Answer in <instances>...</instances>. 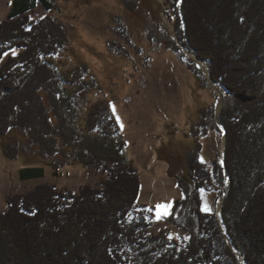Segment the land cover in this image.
I'll return each mask as SVG.
<instances>
[{
  "label": "trees",
  "instance_id": "16d2710c",
  "mask_svg": "<svg viewBox=\"0 0 264 264\" xmlns=\"http://www.w3.org/2000/svg\"><path fill=\"white\" fill-rule=\"evenodd\" d=\"M58 1L76 0H13L0 23L3 154L11 162L40 159L41 166L20 171L23 180L43 178L44 166L59 175L77 164L104 177L78 192L43 183L8 194L0 213V264H241L216 214L203 212L198 196V234L186 245L164 230L151 233L155 215L138 203L141 178L108 100L91 104L97 84L86 80L88 69L64 70L57 62L70 45L69 27L53 15H29L39 5L51 13ZM126 4L137 8L136 0ZM166 6L180 45L207 64L230 98L218 116L226 130V166L216 160L210 169L198 142L187 156L190 176L198 190L224 194L221 215L235 248L247 264H264V0H167ZM181 46L172 40L167 49L208 86ZM149 59L144 56L146 66ZM211 110H201L196 138L209 135ZM184 204L178 201L174 213Z\"/></svg>",
  "mask_w": 264,
  "mask_h": 264
},
{
  "label": "rangeland",
  "instance_id": "374dc122",
  "mask_svg": "<svg viewBox=\"0 0 264 264\" xmlns=\"http://www.w3.org/2000/svg\"><path fill=\"white\" fill-rule=\"evenodd\" d=\"M12 1L0 0V23L7 19ZM166 1L136 0L134 11L127 8L126 0H92L90 4L58 1L51 13L39 5L29 15L33 19L53 15L69 27L70 45L57 62L64 70L74 66L88 69L86 80L97 84L89 92L90 103L108 100L126 143V155L141 178L138 203L155 215L151 233L164 230L172 241L184 246L198 234L194 212L197 196L203 212L207 206L210 213L221 214L223 195L219 189L195 187L187 156L199 142L203 163L210 169L216 160L223 165L226 137L218 116L230 98L218 85L217 89L211 86L204 70L208 86L167 49L178 37ZM144 56L150 58L149 66ZM202 64L207 68L205 62ZM64 86L75 91L71 85ZM203 109H212L213 121L206 119L211 131L207 137L196 138L193 129L199 128ZM34 160L28 164L24 158L11 162L3 154L0 139V213L7 209L8 194L26 193L43 183L78 192L85 184L96 186L104 177L77 164L64 167L59 175L44 166L43 178L21 179L24 167L41 166L38 157ZM178 201L185 204L174 213ZM157 205H169V214L158 218Z\"/></svg>",
  "mask_w": 264,
  "mask_h": 264
},
{
  "label": "water",
  "instance_id": "95a60500",
  "mask_svg": "<svg viewBox=\"0 0 264 264\" xmlns=\"http://www.w3.org/2000/svg\"><path fill=\"white\" fill-rule=\"evenodd\" d=\"M176 41L178 42V45L181 46L180 43H179V40H178L177 38H176ZM181 48L184 50V52H185L186 54H188L192 59H194L195 61H197V62L200 64V67H201L202 70H204L205 74L207 75V79H208V81L210 82L211 86H212L214 89H217V88H216L217 84H216V83L212 80V78L210 77L209 72H208V69L205 68V66L202 64V63H204V62H202V60H200L198 57H196V55H194L193 53H191L190 50L188 51V49H185L183 46H181ZM220 126H221V128L223 129V131H224V135H225V137H226V130H225V128H224L221 124H220ZM225 141H226V140H225ZM223 157H224V158H223V165H224V167H225V166H226V165H225V150H224V153H223ZM227 179H228V181H227V185H229V184L231 183L229 175H227ZM223 200H224V194H223V199H222V201H221V205H222V203H223ZM217 218H218L219 223H220V225H221V229H222V231H223L224 234L226 235V239H227L228 243H229L230 246L234 249L235 253L237 254V256L239 257V259L241 260V264H247L245 258L242 256L241 252L238 251V250L235 248V245L233 244V242H232L230 236L228 235V233H227V229H226V227H225V225H224L223 218H222L221 214H217Z\"/></svg>",
  "mask_w": 264,
  "mask_h": 264
},
{
  "label": "snow or ice",
  "instance_id": "6c2138e0",
  "mask_svg": "<svg viewBox=\"0 0 264 264\" xmlns=\"http://www.w3.org/2000/svg\"><path fill=\"white\" fill-rule=\"evenodd\" d=\"M113 109H115V105H113ZM169 205H157V217L163 218L165 215L169 214ZM206 212H211V209L209 207H205L204 209Z\"/></svg>",
  "mask_w": 264,
  "mask_h": 264
}]
</instances>
